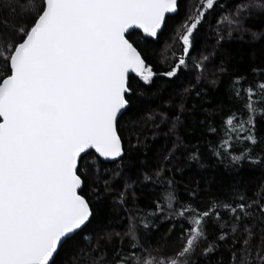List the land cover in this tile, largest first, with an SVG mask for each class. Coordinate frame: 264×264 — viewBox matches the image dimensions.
I'll use <instances>...</instances> for the list:
<instances>
[{"label":"trees","instance_id":"1","mask_svg":"<svg viewBox=\"0 0 264 264\" xmlns=\"http://www.w3.org/2000/svg\"><path fill=\"white\" fill-rule=\"evenodd\" d=\"M46 0H0V84ZM117 123L83 155L92 218L51 264H264V0H179Z\"/></svg>","mask_w":264,"mask_h":264},{"label":"water","instance_id":"2","mask_svg":"<svg viewBox=\"0 0 264 264\" xmlns=\"http://www.w3.org/2000/svg\"><path fill=\"white\" fill-rule=\"evenodd\" d=\"M179 0H46L0 84V264H51L91 220L83 155H123L129 79L147 62L128 39L157 40Z\"/></svg>","mask_w":264,"mask_h":264}]
</instances>
